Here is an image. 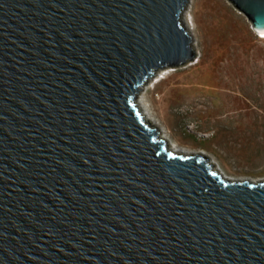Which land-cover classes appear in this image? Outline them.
<instances>
[{
  "label": "water",
  "instance_id": "95a60500",
  "mask_svg": "<svg viewBox=\"0 0 264 264\" xmlns=\"http://www.w3.org/2000/svg\"><path fill=\"white\" fill-rule=\"evenodd\" d=\"M228 1L264 31V0ZM189 2L0 0V264H264V179L139 104L197 58Z\"/></svg>",
  "mask_w": 264,
  "mask_h": 264
},
{
  "label": "rangeland",
  "instance_id": "374dc122",
  "mask_svg": "<svg viewBox=\"0 0 264 264\" xmlns=\"http://www.w3.org/2000/svg\"><path fill=\"white\" fill-rule=\"evenodd\" d=\"M189 4L197 58L148 80L152 111L170 141L215 156L232 177L264 178V38L228 0Z\"/></svg>",
  "mask_w": 264,
  "mask_h": 264
},
{
  "label": "bare ground",
  "instance_id": "6f19581e",
  "mask_svg": "<svg viewBox=\"0 0 264 264\" xmlns=\"http://www.w3.org/2000/svg\"><path fill=\"white\" fill-rule=\"evenodd\" d=\"M189 11H190V4H188L186 9H185L184 20H185V23L191 29V31L193 32V35H194L196 33V28H195L194 24L192 23L191 19L188 18ZM258 34H260L261 37L264 38V31L258 32ZM169 71L170 70H168V69L164 70V71H160L155 77H160V76L163 77L164 74L168 73ZM139 100H140L139 104H140L141 110L143 111L144 114H146L145 116L148 119H150L149 121L154 125V127L157 126L159 128V130L161 131V136L165 137V139H169L170 140L172 138L171 134H170V130L165 125V123L162 121V119L160 117H158L157 115H155L154 112L152 111L151 105L149 104L150 102H149L148 97H147V95L145 94L144 91L141 93ZM171 141H170L171 147H173L175 149H178L180 151H185L188 154L195 153V152H204V151H201V150H198V149H188V147H182V146L178 145L177 143H175L173 141L171 142ZM214 157L215 156H212L211 159L208 157L210 162H212V160L213 161L216 160V158H214ZM212 163H214V162H212ZM225 173L227 175H229L226 171H225ZM235 178L236 179H242V180L247 179V178H251V179H254V180H257V181L264 179V178L257 179L256 177H250V176H235Z\"/></svg>",
  "mask_w": 264,
  "mask_h": 264
}]
</instances>
